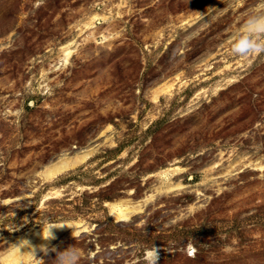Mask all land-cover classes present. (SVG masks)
I'll return each mask as SVG.
<instances>
[{"label":"rangeland","instance_id":"1","mask_svg":"<svg viewBox=\"0 0 264 264\" xmlns=\"http://www.w3.org/2000/svg\"><path fill=\"white\" fill-rule=\"evenodd\" d=\"M262 16L264 0H0V259L81 222L28 264H152L154 248L157 264H264V52H233Z\"/></svg>","mask_w":264,"mask_h":264},{"label":"bare ground","instance_id":"2","mask_svg":"<svg viewBox=\"0 0 264 264\" xmlns=\"http://www.w3.org/2000/svg\"><path fill=\"white\" fill-rule=\"evenodd\" d=\"M70 51L66 53V56H69ZM89 153L82 154V156H78L73 160L64 159L54 165L48 167L47 171L45 172V176L47 178L54 177L60 173H64V171L69 169L70 167H74L77 165L78 162L84 160ZM177 169H168L164 171L166 174H171L176 172ZM180 185H169L166 188H159L158 193L162 192H169L174 189H179ZM154 195L148 196L144 201L139 203L130 202H118V203H111L110 205V214L117 222L128 221L130 220L135 214L142 211L145 204H147L150 199H152ZM57 225V229H53L54 238L48 239L47 234L43 231L47 226L41 227L40 229L34 230L28 234L27 237H20L17 243L22 240H28L29 244H25L22 247L14 246V249L10 251L4 257H1V262L3 264H28L30 261H40V256L46 252L50 247L54 244L62 243L64 240L68 239L69 237L77 236L80 233L87 230L85 224L81 222H61V223H54ZM33 248L36 250L35 256L31 253L33 252Z\"/></svg>","mask_w":264,"mask_h":264},{"label":"clouds","instance_id":"3","mask_svg":"<svg viewBox=\"0 0 264 264\" xmlns=\"http://www.w3.org/2000/svg\"><path fill=\"white\" fill-rule=\"evenodd\" d=\"M245 27V31L249 34L242 36L233 44V52L238 56L244 57L252 53L264 52V42H260L252 39L254 35L264 34V16L262 17H252L250 18ZM53 229H57V225L54 223H49L47 227L43 230L48 239L54 238ZM25 244H29L28 240H22L19 242L17 247H22ZM36 250L33 248L32 255L35 256ZM153 260L152 264H157L159 259L158 250L154 248L152 250ZM78 259V254L75 251L62 253L57 257V264H76Z\"/></svg>","mask_w":264,"mask_h":264}]
</instances>
